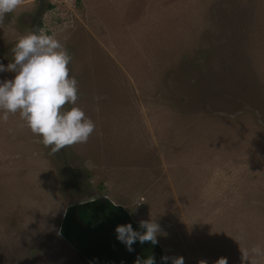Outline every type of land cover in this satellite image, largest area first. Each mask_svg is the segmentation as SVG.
I'll return each mask as SVG.
<instances>
[{"label": "rangeland", "instance_id": "obj_1", "mask_svg": "<svg viewBox=\"0 0 264 264\" xmlns=\"http://www.w3.org/2000/svg\"><path fill=\"white\" fill-rule=\"evenodd\" d=\"M39 23L71 56L78 98L63 107L95 127L51 153L18 112L0 121V264H251L243 251L264 248V0H21L0 18V63ZM142 220L157 242L129 251L115 228Z\"/></svg>", "mask_w": 264, "mask_h": 264}, {"label": "clouds", "instance_id": "obj_2", "mask_svg": "<svg viewBox=\"0 0 264 264\" xmlns=\"http://www.w3.org/2000/svg\"><path fill=\"white\" fill-rule=\"evenodd\" d=\"M21 0H0V18L14 12ZM11 61L0 63V72H12V79H0V121H7L9 114L19 113L32 133L41 137L45 147L56 153L65 146L87 142L94 130L93 121L79 107L67 109L66 104H75L78 98L77 81L69 75L71 56L64 45L43 29H35L20 36L14 44ZM139 228L131 223L117 225L116 238L129 251L132 245L157 242L160 226L154 221L142 220ZM264 256V248L253 246L243 251V257L253 264L250 257ZM162 256L163 262L169 261ZM137 264H154L149 256ZM171 264H184L182 256L172 257ZM200 264H207L201 261ZM216 264H227L222 257Z\"/></svg>", "mask_w": 264, "mask_h": 264}, {"label": "crops", "instance_id": "obj_3", "mask_svg": "<svg viewBox=\"0 0 264 264\" xmlns=\"http://www.w3.org/2000/svg\"><path fill=\"white\" fill-rule=\"evenodd\" d=\"M110 251H113L112 249H110ZM163 254V252L161 253V252H159V255H160V258L159 259H161V257L163 256L162 255ZM145 258H147L148 256H147V254H145V256H144ZM169 262H171V260L169 259ZM111 264H112V262H111ZM154 264H163V261L162 262H160V260L159 261H154ZM165 264V263H164Z\"/></svg>", "mask_w": 264, "mask_h": 264}, {"label": "trees", "instance_id": "obj_4", "mask_svg": "<svg viewBox=\"0 0 264 264\" xmlns=\"http://www.w3.org/2000/svg\"><path fill=\"white\" fill-rule=\"evenodd\" d=\"M51 7H53V5H51ZM37 27L40 29L42 27V23H39Z\"/></svg>", "mask_w": 264, "mask_h": 264}]
</instances>
